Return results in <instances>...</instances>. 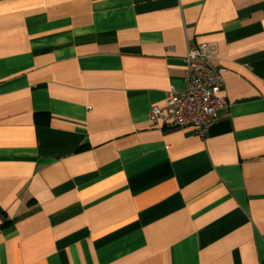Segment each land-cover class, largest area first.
I'll return each mask as SVG.
<instances>
[{
    "label": "crops",
    "instance_id": "0c3cea01",
    "mask_svg": "<svg viewBox=\"0 0 264 264\" xmlns=\"http://www.w3.org/2000/svg\"><path fill=\"white\" fill-rule=\"evenodd\" d=\"M201 43L219 120L149 123ZM0 264H264V0H0Z\"/></svg>",
    "mask_w": 264,
    "mask_h": 264
},
{
    "label": "built area",
    "instance_id": "2783aa9c",
    "mask_svg": "<svg viewBox=\"0 0 264 264\" xmlns=\"http://www.w3.org/2000/svg\"><path fill=\"white\" fill-rule=\"evenodd\" d=\"M211 47L207 43L187 49L185 54L184 90L167 92L164 107L152 106L147 121L161 129L189 128L204 138L218 120V110L224 106L219 97L223 85V68L210 61Z\"/></svg>",
    "mask_w": 264,
    "mask_h": 264
},
{
    "label": "trees",
    "instance_id": "16d2710c",
    "mask_svg": "<svg viewBox=\"0 0 264 264\" xmlns=\"http://www.w3.org/2000/svg\"><path fill=\"white\" fill-rule=\"evenodd\" d=\"M35 120H36L37 123L39 122V119H38L37 116L35 117ZM45 125H47V124H45Z\"/></svg>",
    "mask_w": 264,
    "mask_h": 264
}]
</instances>
